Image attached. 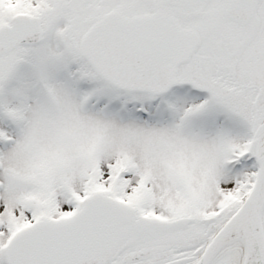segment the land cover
<instances>
[{"label":"snow or ice","instance_id":"obj_1","mask_svg":"<svg viewBox=\"0 0 264 264\" xmlns=\"http://www.w3.org/2000/svg\"><path fill=\"white\" fill-rule=\"evenodd\" d=\"M0 264H264V0H0Z\"/></svg>","mask_w":264,"mask_h":264}]
</instances>
